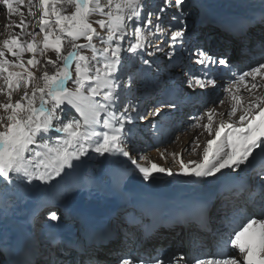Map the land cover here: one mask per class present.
Returning <instances> with one entry per match:
<instances>
[{
	"label": "snow or ice",
	"instance_id": "6c2138e0",
	"mask_svg": "<svg viewBox=\"0 0 264 264\" xmlns=\"http://www.w3.org/2000/svg\"><path fill=\"white\" fill-rule=\"evenodd\" d=\"M38 2L43 17L39 29L44 33L42 48L32 33H27L32 37L31 42H21L20 35L14 34L0 45V79L7 85V102L0 104V109L6 114L0 115V183L7 186L23 180L28 184L33 181L51 184L57 177L63 178L62 173L67 174L65 169L76 167L73 161H81L90 152L101 157L126 158L146 181L154 179V173L174 175L170 168L155 163L150 167L139 164L133 155L131 141L137 130V121L146 120L149 116L161 117L163 109L175 108L176 105L165 99L151 111H142L127 97L152 69L154 61L149 57L164 51L158 41L165 37V47L169 49L165 52L167 59L188 55L193 63L202 66L200 74L188 80L189 88H215L218 78L210 66L230 67L226 57H213L202 47L190 44L184 20L186 0H163V6L155 13L145 10L144 0ZM23 3L24 0H0L9 17L19 10L14 4ZM61 5L71 6L73 11L65 14ZM169 9L175 11L165 23V13ZM29 15L34 13L29 10ZM92 17L97 18L92 20ZM11 26L5 25L6 28ZM27 26L25 20L15 24L21 33ZM64 37L70 38L72 49L66 55L62 54ZM81 39L85 43H78ZM49 50L55 53V58L49 57L42 75L36 77L25 66L24 53L32 54L26 64L36 68L40 64L37 55L43 56ZM6 52L15 60L6 58ZM61 60L62 64L58 66ZM137 63L141 67L129 71V65ZM48 65L56 69L53 74L48 72ZM12 68L22 71H11ZM232 77L224 89L233 102L227 113L229 120H221L214 127V117L224 115L217 113L215 108L192 117L195 123L191 127H203L214 138L206 141L201 161L185 163L181 159L177 174L201 179L229 174L224 170L240 173L241 166H251L249 158L254 152L257 155L264 153V95L256 94L264 84L255 82L257 77L264 78V62L239 74L233 72ZM246 78L253 81L250 86ZM37 79L43 83L32 85ZM69 82L73 87L68 86ZM30 85L31 94L24 91L21 98L13 103L12 93ZM241 86L249 94L246 104H242L243 97L239 95ZM0 93H4L3 88H0ZM223 102L220 101L221 104ZM69 109H74L78 117L69 113L62 119ZM238 112L241 114L237 117ZM166 116L167 113L161 119ZM205 117L207 122L201 124ZM151 126L155 127L154 124ZM221 137H224L223 141ZM197 147L198 138L193 142V151ZM225 148L229 150L225 151ZM45 155L48 156L47 162L38 159ZM172 155L175 157L177 154ZM258 179L260 182L250 189L249 195L261 208L260 213L244 215L238 221L226 217V238L217 241L214 251L197 248L188 258L157 255L142 259L128 253L119 257L117 264H141V261L142 264H264V174ZM48 219L59 222L61 217L56 211H49ZM73 246L70 244L69 248Z\"/></svg>",
	"mask_w": 264,
	"mask_h": 264
},
{
	"label": "bare ground",
	"instance_id": "6f19581e",
	"mask_svg": "<svg viewBox=\"0 0 264 264\" xmlns=\"http://www.w3.org/2000/svg\"><path fill=\"white\" fill-rule=\"evenodd\" d=\"M152 1L148 5L150 10H153V6L157 7V2L159 0ZM147 2L148 1L144 0L145 7L147 6ZM191 2L192 3L186 2L183 6L184 10H187V14L191 11H194L193 14H195L193 19L190 18V20H188L189 16L186 15V12V17L184 16L187 25L186 36L189 38L190 44L202 47L205 51L207 50L209 45H207V40L209 38L207 37L205 39L202 37L204 35L203 31L195 40H193L192 37L194 36V27L196 24L201 25L203 22L208 21V23L213 24V30L209 34L211 40L213 39L214 41H217L219 39L218 31H221L224 37L221 38L220 41L231 42L229 46L223 48L222 51H219L216 55V58H224L226 55L223 56V54H228V51L230 50V56L226 57L229 60L230 67L224 68L220 65L210 66L213 69V75L218 78L216 87L212 88L209 86L201 89L199 86H196L194 91V94L196 95H193L191 92L193 89L185 90L184 88V83L188 82L190 74L181 73V69L183 65L187 64L188 67L192 69H189L191 74L199 75V69L202 66L193 63L192 58L188 55L179 59L177 57H173L172 60L167 59L165 55V52L169 50L165 47L167 38L165 37L161 41H158L161 48H164V51L157 52L154 57H149L150 60L154 61V67L152 68L154 70L150 71L152 73L154 72L156 77L153 78V76L148 73L149 75L147 74L142 78L148 80L151 79V82L154 81L155 84H153L154 82L150 86H148V84L149 92L142 93L141 95L139 94L138 99L134 104L139 105L140 110L144 111L147 102L145 100L143 101L142 97L145 96L148 98L150 96L151 99L152 95L150 92L156 94L155 92L163 90L164 93L159 95V99H161L162 96L168 98L167 100L174 103L176 107L165 108L164 112H161V117H164L165 113H167V116L163 119H161V117L150 116L147 120L137 121L140 122L139 126L136 125V128L137 130H140V133L137 135V132L139 131L136 130L135 136L132 139L134 141L133 150L138 163L142 166L150 167L152 163H155L160 167L170 168L174 175L168 176L163 173H154V179L146 181L143 179L139 170L134 165H131L130 161H127L126 158L124 161L116 160L113 163H106L103 168L94 167L92 164H89V162H86L87 159L85 161L84 158H82L81 161H73L76 167L72 170L65 169L67 174H61L63 178H60L57 184L53 186L50 194L53 197L52 200L54 203L58 205L57 213L63 220L62 224H64V228L67 230L66 236H68V238L62 239L59 251L64 252L65 249L68 251L71 250L67 256L70 259L68 264H87L90 263V261L92 264H117V260L114 261L108 257H97L96 261L102 262L93 261L91 260L92 258L80 262V260L78 261L76 258L81 256L77 254V249L82 250L85 253V255H82L83 257L87 256L90 249H92L93 252H96V254L104 252L100 251L103 248L113 251L121 250L120 240L118 237L110 236L108 230L101 232L103 237L102 240L105 242L104 245L99 242L88 244L83 238L81 239V237L91 229L95 227H104L110 224L112 216L116 217L117 220L115 221V224L113 223L110 227L113 229L115 225L116 228L118 225L121 230L123 229V232L126 233V236L134 238V241L130 246V254L134 255V252H137L140 247L136 256L139 255L142 259L157 255L168 257L169 250L172 248L170 247L171 245H181L185 246L184 249H186V251L183 250V252L172 255V257L185 256V258H188L191 255L188 253L190 252L191 247H193L192 251H195L197 248H203L207 251L215 250L217 241L222 239L220 238L221 236L214 239L218 235L213 234L214 237L213 235L212 237L207 235L212 231L217 232L220 230L222 236L225 234L224 238H226L228 231L225 226L226 217L238 221L244 215L256 216L261 211V208L250 199L249 193L250 189L255 188L260 182L258 177L264 174V153L257 155L256 152H254V159L253 157L249 158V164L251 166H241L242 171L240 173H231V170H224L225 173L229 174H218V178L210 177L201 179L185 177L177 173H179L181 159L185 163L190 161H201L203 150L206 147V141L214 138L210 137L204 128L200 129L199 127H191L195 122L190 120H192L193 116H198V114L194 115V113H197V110L202 107L200 105L205 97L213 94H219L218 97H221L225 92L224 89L228 87L229 82L233 77L232 74H228V77L225 78L223 71L233 70L239 74V72L248 70L255 65L257 63V58L264 57V44L259 45L260 50L256 48L258 45L256 43L259 42L258 37L261 36V39H263L264 20L261 24L254 27L249 24L243 26L230 24L235 19H243L245 17H250L254 19L255 22H259L260 18L264 19V0H191ZM174 11V9L168 10L169 13H173ZM166 15L167 14L165 13V17ZM96 18L97 17H92L91 19L95 20ZM153 20L155 21V17H153ZM177 23L178 22H173V24ZM151 39H155V37H151ZM250 39L251 41L249 43ZM79 42L85 43L83 39ZM212 45L214 44L212 43ZM231 58L239 60L235 63ZM233 66L235 69L232 68ZM136 67L140 68L141 65L137 63ZM129 68H131L129 71L137 70L132 64ZM246 79L250 86L253 81H250L251 78ZM255 82L258 84H264V78L257 77ZM178 84L181 87L177 86ZM223 84L227 86L221 90ZM145 87L146 85H142V89L146 90L147 88ZM256 94L264 95V86L260 87ZM239 95L243 97L242 104H246L249 101V94L243 86H241V92ZM224 96L225 98L229 97L226 92ZM190 98H192L190 103L195 104V107L186 103ZM223 105L220 110L216 111L217 113H223L224 115H217L214 117V127H217L221 120H229L227 113L230 110L232 103L224 101ZM210 108H205L203 112H206ZM240 114L241 113L238 112L237 117ZM166 121H177V123H179V131L184 132L185 130L190 129V132L188 131V133L185 132L186 134H179V137L177 138L182 139L185 137V140L179 143V145H171L166 142L163 143V138L166 139V137L161 135L162 143L160 150L157 156H153L146 152V148L152 146L153 142L149 139L145 131H150V128L152 127L151 125L156 122ZM145 135L146 139L144 138ZM197 138L199 147L193 151L192 145ZM223 139L224 137H221V141H223ZM136 140H138L137 143ZM133 141H131V146ZM213 147L215 148L216 146L214 145ZM228 150L229 149L225 148V151ZM173 153H176L177 155L173 157ZM91 169L94 170L95 175L88 172ZM234 187L235 190L232 191L233 193H228V190ZM219 188L224 192H221V189ZM216 194L221 196H223L222 194H225L230 198L226 197L224 199L225 201L223 200L221 202L223 203L221 207L216 205L209 207L208 214L205 216L198 218L190 216L187 217L188 220L184 222L179 219L172 221L175 215L184 211L189 206L196 205L198 200H208L211 195ZM258 199L259 197H257V200ZM6 202L7 200L4 193L0 191V203L5 205H0V255L2 256V262L0 264H16L13 263L11 259L6 258L3 254V249L5 247H9L8 249L12 250L20 248L26 240H31L36 237L35 227L33 226V218L36 210L26 212L19 211L16 208L11 209L9 208L10 206L8 207L6 205ZM117 213L123 215L124 218ZM215 214L216 219L214 218ZM166 220H169L166 222V225L158 226L159 221L162 222ZM123 221L126 222L125 227H121ZM140 224L142 225L137 227ZM201 225H204V228H201ZM150 226H153V228L149 229L148 232L146 231L147 237H144V231ZM214 228L216 229L215 231ZM187 233H189V235H187ZM112 234L114 235L113 232ZM171 235H173V239L170 240L171 245H166V247L165 243L169 241L168 239ZM182 235L185 237L190 236L189 244L187 241L184 243ZM56 236V234L51 233L40 235L43 240L45 239V241L53 247L56 246L58 239L62 238H56ZM156 236H159L160 238H156ZM69 243H73L74 246L69 248ZM137 243L139 244L137 245ZM157 245L162 247H156ZM29 247L32 249L31 251H29L30 249H27ZM62 248L64 249L63 251H61ZM141 248H144L148 253L142 254ZM49 249L50 247L46 246L42 240H36L31 246L29 245L20 248L19 258L23 256V259L21 258L22 260H20V264L44 263L45 254H47ZM128 249L129 248L121 253L119 257L128 254ZM24 251H27L28 253L31 252L32 254L27 260L24 259V255L22 254ZM86 258H88V256ZM16 259L17 258H15V260Z\"/></svg>",
	"mask_w": 264,
	"mask_h": 264
},
{
	"label": "rangeland",
	"instance_id": "374dc122",
	"mask_svg": "<svg viewBox=\"0 0 264 264\" xmlns=\"http://www.w3.org/2000/svg\"><path fill=\"white\" fill-rule=\"evenodd\" d=\"M145 1H148L147 2V6L145 7V10L146 11L147 10H150V7L148 5L151 3L152 0H145ZM186 2L192 3L191 0H186ZM157 4H158L157 7L156 6H153L154 7L153 10H151L152 12H157L159 10V8L161 6H163V0H159L157 2ZM14 7L18 8L19 10L17 12H15V13L11 14V16L9 17V13H7V11L4 10L3 5H0V21H1V23H0V25H1L0 26V45H2V42L5 39L10 38L11 35H14V34H19L20 35L21 42H31L32 37L29 36L27 33H32L33 35H35L36 43L38 45H40V47L42 48L43 39H44V33L40 32L39 29L41 27L40 21L42 20L43 17H42V12H41L40 5H39L38 0H24V3L23 4H14ZM60 7H62L63 9H65V14H70L73 11V8L71 6H68V5H61ZM29 10H31V12L34 13V15H29ZM185 12H186V15L189 16L188 17V20H190V18L193 19V16H195V14H193L194 11H191L189 14H187V10H185ZM166 14L167 15L165 17L164 22L165 23H168L169 20H170V16H171L172 13H169L167 11ZM168 14H169V16H168ZM153 17H155V16H153ZM51 19L54 21L55 20V17H51ZM20 20H25L26 23H27V25H28L27 27H25L23 33H21V31H20L19 28H16L15 27V24L19 23ZM263 20H264L263 18H260L259 19V22H255V20L252 19V22L254 23V25H252V26L254 27V26H257L258 24H261L263 22ZM6 24H11L12 26L9 27V28H6L5 27ZM2 25H4V26H2ZM212 25L213 24L208 23V21L203 22V24H201V25L200 24H196V26L194 27V30H195L194 31V36L192 38H193V40H195L196 38H198L201 35V32L203 31V34L204 35L202 37H204L205 39L207 37L209 38L207 40V45L208 44L209 45H208V48H207L206 51L208 52L209 55H212L213 57H216V55L218 54V52L219 51H222V49L225 48L226 46H229L231 42H226V41L221 42L220 41L221 38L224 37L222 35L221 31H218V33H219L218 34V37H219L218 40L219 41L218 40L217 41H214L213 39L211 40L209 34L213 30ZM37 33H39V34L37 35ZM56 34L57 35L60 34L59 31H58V29H56ZM262 36H263V39H261V36L258 37L259 42L256 43V44H258L256 46L257 49H259V45L260 44H264V34H262ZM251 38H252V36H251ZM250 41H251V39L249 40V43H250ZM78 43H80V42L78 41ZM212 43L214 45H212ZM240 45H242V44H240ZM97 46L99 47V44ZM71 50L72 49H71L70 38L64 37L63 53L62 54L63 55H66ZM229 51H228V54H223V56H225V55H226V57L230 56ZM38 52H39V49H38ZM222 53H224V52H222ZM85 54L91 55V53L90 52H87V51H85ZM31 55L32 54L29 53V52H25L24 53L25 66L28 67L31 71H33L35 73L36 77H40L42 75L43 71L45 70L44 65L46 63V60L49 57L55 58V53L52 52L51 50L47 51L43 56H41V55L38 54L37 55V59L40 60V64L36 68H31V66H28L26 64V61L31 58ZM6 58H8L10 60H15V58L12 57L11 54H9L7 52H6ZM231 59L235 63L239 60V59L238 60H235L234 58H231ZM263 61H264V57L257 58V63L258 64L261 63V62H263ZM257 63L255 65H253L252 67L258 65ZM61 64H62V60L61 61H58V66L61 65ZM132 65L135 66L136 69H139L138 67H136L137 64H132ZM153 67L154 66H152V68ZM232 68L235 69L234 66ZM130 69L131 68H129V70ZM189 69H191V68H189L188 65L185 64V65H183V67L181 69V73L188 74V75L190 74L189 77L194 76V74H191V72L189 71ZM10 70L11 71H22V69H19V68H12ZM47 70H48V72L50 74H53L56 71V69H54L51 65H48L47 66ZM150 70H154V69H150ZM150 72H148V73L151 74V76H153V78L156 77V74L154 72L153 73L152 72L150 73ZM220 72H221V70H220ZM223 72L225 74L224 77L227 78L228 77V74H232L234 71L232 70V71H223ZM153 82H151V79L148 80L146 78L139 80L138 83L134 86L131 95H129L127 97V99H130L132 101V103H135L137 101V99H138V95L139 94L141 95L142 93L149 92L148 86H150ZM37 83L42 84L43 81L42 80H39V79L34 80L32 82V85H35ZM153 84H155V82ZM186 84H187V86H186ZM193 84H195L194 81H193ZM32 85H30L27 89H25V88L22 87L18 91H14L12 93V102L14 103L17 100H19L21 98V96H22V94H23L24 91H28L29 94H31ZM142 85H146L145 88H147V89L146 90L145 89H142ZM68 86L69 87H73V85L71 84V82H69V85ZM177 86H180V85L178 84ZM226 86L227 85L223 84L221 86V90H222V88H225ZM195 87L189 88L188 87V82L187 83H184L185 90H187V89H193V90H191V92L193 93V95H196V94H194L195 93L194 92L195 91ZM0 88H3L4 89V93H0V104H2V103L7 102V95H6V93H7V85H6V83H5V81L3 79H0ZM133 92H134V96H133ZM153 93L150 92V94L152 95V97H151L152 100L150 99V96L148 98H146L145 96L142 97L143 98L142 100L143 101L145 100L147 102V104H145V110L144 111H151L154 107L157 106V103L159 101H161V99L162 100L168 99V98H164L163 96H162L163 98L161 97V99H159L160 98L159 95H162L164 93L163 90L155 92L156 94H153ZM224 94H225V92L222 94L221 97H218L219 94H217V95H214L213 94V95H210L208 97H205L203 99L201 105H200L202 107L199 108V110H197V113H194V115H196V114L202 115L203 113H205V112H203V110L205 108H210V107H213L216 110H220L221 107H222V105H223V104L220 103L221 100L226 101L227 103H229V102L230 103H233L231 101V98H229V97L228 98H225ZM174 98H173V100H174ZM191 99L192 98H190L189 100H187L186 103L189 104L190 106H194L195 104L192 103L193 104L192 105L190 103L191 102ZM22 102L26 103V101H22ZM38 104H39V99L37 98V106H38ZM50 106L51 105H49V107ZM65 107H67V106H65ZM164 110L165 109L162 110V113L164 112ZM69 113H71L72 115H76L78 117V113H75V110L74 109H69V112H66V113L63 114L62 119L67 118L68 115H69ZM0 115H6L3 112L2 109H0ZM190 121H193V120H190ZM193 122H195V121H193ZM206 122H207V117H205L204 121H201V124H204ZM139 123L140 122H136V125L139 126ZM154 125H155V127H151L150 128L151 129L150 131H145V133L148 135L149 139H151V141L153 142L152 146H149V147L146 148V152L149 153V154H152L153 156H155V155L157 156L158 155V152L160 150V146H161V143H162L161 142L162 136L166 137V139L163 138V143L166 142L167 144H171V145H179V143H181V142H183L185 140V137H183L182 139L181 138H177V137H179V134H186L190 130V129L189 130H185L184 132L179 131V129H178L179 123H177V121L156 122V123H154ZM199 128L201 129L203 127H199ZM137 131H139V132H137V135H138L140 133V130H137ZM144 138L146 139V135L144 136ZM137 141L138 140H136V143H137ZM132 143H133L132 144V148H133L134 147V141ZM142 148H144V147H142ZM26 155H28V154H26ZM133 155H134V150H133ZM29 159H31L30 156H29ZM38 159H43V160H45L47 162L48 161V156L45 155V156H42V157H40ZM84 159H85V161L87 159L86 162H89V164H92L96 168H103L106 163H109V162L113 163L116 160L124 161L125 158L119 157V156L109 157L107 155L104 156V157H101V156H99L97 154H94V153H91L90 152L89 153V156L88 157H85ZM41 170H44V169L42 168ZM48 170H51V169H48ZM88 172H90V174L95 175L94 170H92V169L89 170ZM59 179H60V177H57V179L54 180V181H52L51 184H44V183H42L40 181H33L31 184H28L26 181H23V180L14 181L13 184L7 185V186L4 183H0V191L4 193V195L6 197V200H7L6 205L8 207L10 206L9 208H11V209L16 208L19 211H26V212H30L32 210H36V212L34 214V218H33V226L35 227V231H36L35 232V235H36V237H34L33 239H31L29 242L32 244L36 240H42L45 243L46 246H49L50 247V249L47 252V254H45V261H44V263H41V264H45V263L46 264H68L69 263V260H70L67 256L69 255V253L71 252V250L68 251L67 249H65L64 252H60L59 251V249L61 248L60 243L62 242V239L68 238V236H66L67 235V230L64 228V224H62L63 220L61 219L59 222H56V221H50L48 219V213H49V211H55L56 210V212H57L58 205H56L54 203V201L52 200L53 197L50 194L52 192L53 186L55 184H57V182H58ZM219 189H221V188H219ZM231 191L232 190L229 189L228 190V193L231 192ZM221 192H224V191H222V189H221ZM231 193H233V192H231ZM222 195L223 196H221L219 194L211 195L210 200L214 202V205H216L218 207H221L223 205V203H221V202L226 197H229V196H227L225 194H222ZM0 205L1 206H5L4 204H1V203H0ZM118 215H121V214L119 213ZM121 217H123V215H121ZM214 218L216 219V214H215V217ZM116 220H117V218L114 217V216H112V219L110 220L111 223L108 224L106 226V228L109 229L110 231H112L114 233V235H113L112 232H110V236L118 237V239L121 242L120 243L121 250H119V251L114 250L113 251V250H107L106 248L105 249L103 248L100 251H104V252H100V253L96 254V252H93V250L90 249L89 252L87 253L88 258H86L87 256H84V257L82 256V255H85V253L82 250H78L77 251V254L81 255V256L76 257L78 261L80 260V262H82L83 260H89L91 258H92L91 260L96 261L97 260V257H102V258L103 257H108L111 260L116 261V260H118L117 257H119V255L121 253H123L124 251H126L127 248H129L128 249V251H129L128 253H131L130 246H131L132 242L134 241V238H131L129 236H126V233L123 232V229L121 230V228L118 225H117V228L118 229L116 228V225L112 229L110 226L113 225V223L115 224V221ZM158 224L161 225L162 222L159 221ZM125 225H126V222L123 221V223L121 224V227H125ZM141 225L142 224H140L137 227H140ZM143 225H144V223H143ZM133 228H136V227H133ZM215 230L216 229L214 228V231ZM46 233L47 234L48 233L56 234L57 235L56 238L57 237H62V238L58 239V242H57L56 246L53 247L51 244L47 243L45 241V239L43 240V238L40 237V235H43V234H46ZM189 233H187V235H189ZM216 233H218V234H216ZM213 234L214 235H218L214 239H216V238H218L220 236H221L220 238H224L225 237V234L222 236V232L220 230H218L217 232H213L212 231L207 236L212 237ZM141 235H142V232H141ZM173 235L170 236V238L168 239L169 241L167 243H165V246L166 245L167 246H170L171 245L170 240L173 239ZM214 235H213V237H214ZM79 237H80V235H79ZM156 238H160V237L159 236H156ZM183 240H184V243L187 241V243L189 244L190 243V241H189L190 240V236H187V237L183 236ZM138 244L139 243H137V245ZM25 245H26V243H25ZM156 247H160L161 248L162 246L157 245ZM170 247H172V248H170V250H169L168 257L169 256H172V255H176L179 252H183V250L186 251V249H184L185 246H181V245L180 246L179 245H174L173 246V245H171ZM192 248L193 247H191L190 252L192 251ZM45 249H47V248H45ZM138 250H140V247L138 248ZM138 250H137V252H138ZM109 252H114L116 254L109 253ZM137 252H134V256H136ZM141 252H142V254L148 253L144 248H141ZM190 252H188V253L189 254H193L194 251H192L191 253ZM1 262H2V256L0 255V263ZM96 262H102V261H96ZM87 264H90V263H87ZM141 264H142V262H141Z\"/></svg>",
	"mask_w": 264,
	"mask_h": 264
}]
</instances>
